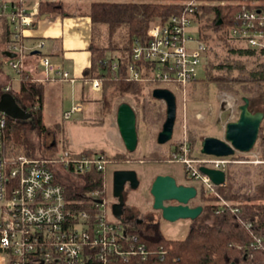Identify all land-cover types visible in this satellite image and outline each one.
<instances>
[{
  "label": "built area",
  "instance_id": "built-area-1",
  "mask_svg": "<svg viewBox=\"0 0 264 264\" xmlns=\"http://www.w3.org/2000/svg\"><path fill=\"white\" fill-rule=\"evenodd\" d=\"M197 3L190 1L188 12L182 15L152 22L146 39L134 41L128 62L129 80L171 86L174 91L198 80L207 44L200 34L197 38L192 33L197 23L194 16ZM0 11L9 12L14 31L9 52L14 56L6 61L18 74L23 68V55L28 52L22 36L32 26V13L24 4L8 0H0ZM258 16L256 11L245 12L241 15L243 22L231 28V34L245 45L264 49V32L257 28V23L263 25L264 20L258 21ZM40 42L39 47L43 48L44 43ZM115 57L112 69L120 67L119 55ZM38 65L48 79L70 78L48 55L39 53ZM90 84L103 88V80L98 77L92 78ZM69 116V111L64 113V119ZM5 123V115L0 112V264H162L164 257L151 252L140 241L131 221H122L114 215L105 197L106 189L87 191L76 200L66 194L65 175L104 174L111 162L107 153L63 148L52 157L9 158L3 151ZM191 150L189 141L183 140L172 153V161L183 162L188 178L201 183L206 195L219 197L217 185L200 167L222 170L227 176L233 160L216 156L195 158L190 156ZM229 206V202L221 199L219 209ZM263 245L262 239L252 243L255 249ZM160 251L163 255L162 248Z\"/></svg>",
  "mask_w": 264,
  "mask_h": 264
},
{
  "label": "trees",
  "instance_id": "trees-1",
  "mask_svg": "<svg viewBox=\"0 0 264 264\" xmlns=\"http://www.w3.org/2000/svg\"><path fill=\"white\" fill-rule=\"evenodd\" d=\"M8 1L23 4L21 0ZM189 2L190 0H89L85 5L78 6L82 11L78 9L69 11L62 0H47L39 2L36 16L49 13H58L61 16L75 14L88 16L95 37L89 46L91 65L84 70L86 79L98 77L103 80V104L107 112L113 111L115 107L118 108L120 98L130 95L140 104L146 123L152 125L159 119L160 114L157 113V102L152 97L142 98L144 88H147L149 83L128 78V62L132 46L135 40L146 39L152 22L159 19L167 20L173 15L188 12ZM197 2L194 8L196 21L200 22L202 11L214 15L211 22L203 23V28L201 25L199 27L200 38L203 41L206 37L203 36L205 28L226 27L224 36L229 43H232L227 45L229 53L239 56H254L257 53L260 56L264 55V49L244 46L241 39L231 34V28L243 22L241 15L247 11L258 12V21L264 20V0H197ZM8 14L9 12L0 11V57L5 59L10 53L9 46L14 32ZM220 20H222L221 24H219ZM257 28L264 32V24L260 25L258 22ZM98 33L99 41L97 42ZM117 37H120L121 41L118 40V42ZM23 38L22 36V41ZM116 51L120 52V67L112 69V62L117 58ZM208 51L207 44L205 58ZM1 65L0 62V72ZM215 67L221 70L223 75L208 74L207 79L215 82L219 91L223 88L231 90L236 84H241V87L235 91L236 94L245 92L248 96L245 94L242 101L244 97H248L251 104L252 100L261 98L262 108L259 111H264V64L261 63L257 68L250 70L240 68L234 63L218 64ZM235 71H238V75H235ZM18 77L19 89L13 92L9 88L7 92L12 93L17 103L31 113V120H15L5 115L3 151L6 154V150L14 152L18 149L21 152L20 155L26 157H50V155L37 153L35 144L28 137V132L47 136L51 135L54 129L64 133V127L60 123L53 126H47L44 123V83L33 80L31 74L23 68L20 69ZM4 89L5 87H1L0 91H5ZM251 110L257 111L252 106ZM65 141L67 139L64 136L63 143ZM180 145L181 143H178L176 149ZM255 147L264 159V121ZM45 149H57V141L53 139ZM88 151L83 150V152ZM190 156L200 158L208 155L202 152L196 154L192 147ZM234 157L235 155L228 158L232 160ZM233 162L229 165L226 184L216 187L219 197L202 192V198L207 202L201 216L208 214V218L212 216L213 219L198 223L196 221L200 216L190 227L184 239H168L161 229L159 220L146 218L140 223L136 220L131 221L133 230L138 234L140 241L144 242L151 252L155 251L164 257L162 264H264V245L261 249H255L252 246L257 239H262L264 244V163L257 167L259 180L245 183L235 179L234 172L237 170L234 169L233 173L230 171ZM102 176L103 174L99 172L83 176L81 178L83 184L80 186L65 181L68 198L76 200L87 191L102 189ZM221 199L229 202L230 206L219 209Z\"/></svg>",
  "mask_w": 264,
  "mask_h": 264
},
{
  "label": "rangeland",
  "instance_id": "rangeland-1",
  "mask_svg": "<svg viewBox=\"0 0 264 264\" xmlns=\"http://www.w3.org/2000/svg\"><path fill=\"white\" fill-rule=\"evenodd\" d=\"M89 1V0H88ZM197 1V0H190ZM68 6V5H66ZM68 8H70L68 6ZM202 18L200 22L197 21L192 29V33L198 38L199 27L211 22L214 18L213 13L201 12ZM203 28V27H202ZM226 27L219 29L205 28L203 30L204 41L209 46V51L203 65L198 69V82L187 85L181 88L179 91L174 88L161 87L157 84H148L147 88H144L143 97H153V90L155 88H167L172 90L177 97V120L174 130L173 139L163 145L158 144L157 136L162 129V125L166 119V105L163 101L157 102V113H159V119L152 125L146 123L142 108L137 99L133 96L125 95L118 100L120 105L123 102H128L134 108L137 113V127L139 134V143L137 150L130 153L119 134V129L112 124L109 118H106L101 124H88L82 125L76 123L73 118H78L80 115L73 114L72 119L64 120L65 132H60L59 129H54L51 135L39 136L34 132H28V137L32 143L35 144L37 153L40 155L46 154L50 157L54 156L57 152H60L63 148H68L72 151L79 152L84 147L87 149H96L92 151H102L107 153L111 159L108 163L106 172L103 174V190L106 192V200L109 205L116 201L113 195V174L118 169H134L137 171L141 184L139 189L133 190L127 187L128 198L127 207L132 209L135 213H140L145 217L150 215L151 212L157 215L156 220L160 221V226L164 235L168 239H184L189 232L190 227L195 221L188 219H181L176 222H170L160 217V213L153 209V196L150 193L152 183L157 175L169 174L176 178L179 184L195 185L199 188L200 193L198 196L190 201V205H205L207 200H203L201 183L190 180L186 174V167L180 160L172 161L171 154L177 147L178 143L183 140H188L191 144V149H195L196 154L201 153L202 141L207 136L218 137L225 139L226 125L231 121H236L239 118L240 110L239 106L243 103L242 97L246 94H236L241 84H236L231 90L221 89L219 91L215 82L209 81L208 74L213 76L223 75L221 70H218L215 66L224 63H234L240 68L247 70L257 68L261 63L264 64V55L260 56L258 53L254 56H239L228 52L227 45L229 43L225 38ZM205 33V34H204ZM120 37H117V41ZM99 41V33L97 35V42ZM119 42V41H118ZM41 42L37 41L31 46L32 50L39 51L41 54L48 55L45 51V47H39ZM121 43V42H120ZM118 43V44H120ZM244 45V44H243ZM246 46V45H244ZM32 50H28L30 53ZM118 56L120 52L116 51ZM37 58L27 59L24 67L28 69L26 65L28 62H33ZM25 61V60H24ZM2 63V71L0 72V89L10 84L11 91H17L19 89V77L14 70H12L5 58L0 57ZM31 70H33V63ZM71 74V73H70ZM72 75V74H71ZM235 75H238V71H235ZM35 78V76H34ZM61 89V108L66 109L70 107V86L67 83L62 84ZM149 92V93H148ZM1 93V91H0ZM58 96V95H57ZM55 98H50V104L46 109V115L51 113L49 108L57 110L59 104ZM246 96H248L246 94ZM141 98V97H140ZM59 99V97H58ZM254 110L259 111L262 108V99L256 98L252 100L251 104ZM118 108L115 107L117 111ZM49 112V113H48ZM115 114V111H114ZM31 120V119H30ZM115 123H116V119ZM117 124V123H116ZM53 126V125H51ZM64 136L67 141L63 143ZM54 140L57 141V149H48ZM65 145V146H64ZM40 147V148H39ZM253 148L251 152L241 153L236 152L230 171L235 173V179L239 182L250 183L251 181H258L257 168L264 163V159L261 158L260 151ZM106 150V151H103ZM20 150L9 152L6 150V154L9 158H15L20 155ZM235 169V170H234ZM81 177H75L73 175L66 174L65 181L73 185L80 186L83 184ZM64 178V177H63ZM172 203V202H169ZM175 203V202H174ZM208 218V214L201 216L196 222L211 221L213 218ZM205 219V220H204ZM207 221V222H208Z\"/></svg>",
  "mask_w": 264,
  "mask_h": 264
},
{
  "label": "water",
  "instance_id": "water-1",
  "mask_svg": "<svg viewBox=\"0 0 264 264\" xmlns=\"http://www.w3.org/2000/svg\"><path fill=\"white\" fill-rule=\"evenodd\" d=\"M222 20L219 21V24ZM35 50L32 54H39ZM9 57L14 54L8 53ZM153 97L163 101L166 105V119L158 133L157 142L166 144L173 139L177 120V97L173 91L167 88H155ZM240 115L236 121L226 125L225 139L207 136L202 141L201 152L208 156L229 157L236 152H251L259 137L261 125L264 121V111H252L248 97L243 98L239 106ZM0 112L15 120H28L31 113L21 107L14 95L7 91L0 93ZM120 136L126 149L133 153L137 150L139 134L137 127V113L128 102L118 106L116 116ZM201 171L208 175L217 186L226 183V173L222 170L201 166ZM136 190L140 186L138 173L134 169H118L113 174V195L116 201L112 205L114 215L122 221H133L134 216H125L127 200L124 192L126 185ZM150 193L153 196V209L160 210L162 217L170 222L181 219L197 220L204 211L203 205L192 206L190 201L198 196V188L195 185L179 184L175 177L169 174L157 175L154 179ZM172 202V203H168ZM175 202V203H174ZM139 219L137 222H142Z\"/></svg>",
  "mask_w": 264,
  "mask_h": 264
},
{
  "label": "crops",
  "instance_id": "crops-1",
  "mask_svg": "<svg viewBox=\"0 0 264 264\" xmlns=\"http://www.w3.org/2000/svg\"><path fill=\"white\" fill-rule=\"evenodd\" d=\"M47 0H21L28 12L32 13V26L23 32V42L28 50H32L31 46L37 41L44 43V49L50 59L62 66L68 72L69 79H48L45 77L42 69L38 65V54L24 53L22 58L23 69H26L32 76L33 80L44 83L43 98V120L47 126L60 123L65 126L64 120L72 119L73 114L80 117L73 118L76 123L82 125L101 124L109 118L112 124L118 128L117 121L115 123L117 111L114 109L107 112L104 108L103 97L104 88H93L90 84L91 79H86L84 70L91 65V53L89 46L95 37L90 18L85 15L75 14L73 16H61L58 13H49L36 16L39 2ZM58 1V0H57ZM64 5H68L69 11L79 10V5H85L88 0H62ZM76 10V11H78ZM82 11V10H79ZM1 31V26H0ZM30 54V55H29ZM9 57V56H8ZM26 58L34 59L28 62L25 68ZM25 60V61H24ZM33 70H31L32 65ZM72 75H71V74ZM18 76V74H17ZM35 76V78H34ZM71 79L73 81H71ZM63 83L70 86V107L61 108V89ZM10 88V84L5 86ZM58 95V96H57ZM57 96V110L49 108L51 113L46 115V109L50 98ZM59 97V99H58ZM49 101V102H48ZM50 104V103H49ZM51 105V104H50ZM75 107V109H73ZM73 109V110H72ZM70 112V116L64 119V113ZM115 111V114H114ZM65 130V129H64ZM119 132V131H118ZM120 134V133H119ZM83 150H96L84 147ZM79 149L78 151H83ZM106 151V150H103Z\"/></svg>",
  "mask_w": 264,
  "mask_h": 264
},
{
  "label": "flooded vegetation",
  "instance_id": "flooded-vegetation-1",
  "mask_svg": "<svg viewBox=\"0 0 264 264\" xmlns=\"http://www.w3.org/2000/svg\"><path fill=\"white\" fill-rule=\"evenodd\" d=\"M138 177H139V175H138ZM139 179H140V178H139ZM140 184H141V180H140ZM127 187L130 188V186L127 184V185H126V188H125L124 195H125L126 200H127V198H128ZM139 187H140V186H139ZM138 189H139V188H138ZM198 194H199V192H198ZM168 203H169V202H168ZM156 211H158V212L160 213V217H162L161 211H160V210H156ZM125 216H134V217H135L134 220H136V222H137L139 219L143 220V219H146V218H152V219H156V218H157V215L154 214L153 212H151L150 215L143 217V216L140 215V213H135L134 211H132V209H130V208L127 207V206H125Z\"/></svg>",
  "mask_w": 264,
  "mask_h": 264
}]
</instances>
